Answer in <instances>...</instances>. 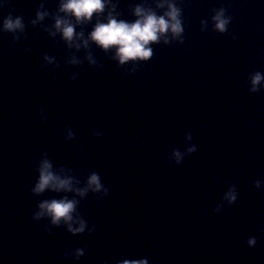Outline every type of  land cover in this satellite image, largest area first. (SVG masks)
Returning <instances> with one entry per match:
<instances>
[{
  "label": "water",
  "instance_id": "obj_1",
  "mask_svg": "<svg viewBox=\"0 0 264 264\" xmlns=\"http://www.w3.org/2000/svg\"><path fill=\"white\" fill-rule=\"evenodd\" d=\"M112 2L129 22L137 4L166 11L160 0ZM174 2L183 44L169 34L148 61L120 66L114 50L50 35L59 0H3L0 22L21 16L25 28L0 31V264H264V192L254 187L264 189V88L250 91V76H264V0ZM41 5L49 15L33 24ZM222 7L231 22L220 34L212 17ZM95 22L76 32L87 39ZM42 159L78 188L97 173L107 195H34ZM65 196L91 235L33 219L42 201Z\"/></svg>",
  "mask_w": 264,
  "mask_h": 264
},
{
  "label": "clouds",
  "instance_id": "obj_2",
  "mask_svg": "<svg viewBox=\"0 0 264 264\" xmlns=\"http://www.w3.org/2000/svg\"><path fill=\"white\" fill-rule=\"evenodd\" d=\"M3 5V0H0V6ZM43 5L36 12V19L32 22L43 21L49 13L43 10ZM157 8L166 9L162 15H157L155 11L137 4L132 15L135 20L129 22L125 19H120V13L116 11L117 4L112 0H59L58 13L54 17L52 25L54 31L50 35L59 34L61 39L70 47H75L77 50L81 46L87 48L89 42L94 43L104 52L114 50L113 59L123 66L129 62L148 61L152 56V48L149 46L158 43L162 38L164 43H169L168 35H171L172 40L184 42V25L182 21L181 9L177 6L174 0H160L156 5ZM106 9H109L104 20L100 17L104 16ZM96 22L88 34L87 39L84 38V33L76 32L77 26L90 24L93 19ZM74 21V22H73ZM106 21V22H105ZM231 22V17L226 15L225 9L222 7L212 17L213 30L220 34L228 31V26ZM25 24L23 17L11 14L3 18L0 22V31L6 33L23 32ZM236 37L233 36V39ZM80 41L81 43H77ZM48 63L51 59L47 56L44 58ZM90 63H94L92 57L89 56ZM74 57L71 63H78ZM75 79V77H73ZM251 89L255 93L264 88V76L260 72H255L250 76ZM99 136L100 134L94 133ZM71 131L68 133V138H71ZM190 139V137H189ZM193 146L187 149L188 153L195 152ZM175 157V163L179 164L182 160V154L179 151H174L172 154ZM37 179L32 188L34 195H40L47 191L53 192H74L76 195L83 198L89 191L94 193L103 192L106 196L108 189L104 188L100 176L97 173H92L83 188L75 187L73 177L70 175H62L60 172L53 170V165L48 159H42L36 169ZM254 187L261 192V181L258 179L254 183ZM238 198L235 188H230L224 194V200L228 206L233 205ZM78 201L76 199H68L66 196L62 199L44 200L38 205V211L34 214L33 219L48 218L51 225H65L67 231L73 236L87 233L91 235L93 228H88V222L80 218L77 213ZM219 211V207L216 209ZM257 244L256 237H249L247 246L255 247ZM85 254V249L77 248L72 252L71 258L79 260ZM69 254L66 253V258ZM119 264H149L148 258L140 259H123Z\"/></svg>",
  "mask_w": 264,
  "mask_h": 264
}]
</instances>
